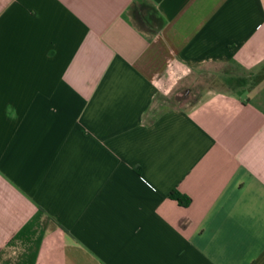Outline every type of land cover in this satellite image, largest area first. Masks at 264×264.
I'll use <instances>...</instances> for the list:
<instances>
[{"label": "crops", "instance_id": "0c3cea01", "mask_svg": "<svg viewBox=\"0 0 264 264\" xmlns=\"http://www.w3.org/2000/svg\"><path fill=\"white\" fill-rule=\"evenodd\" d=\"M0 264H264V0H0Z\"/></svg>", "mask_w": 264, "mask_h": 264}, {"label": "rangeland", "instance_id": "374dc122", "mask_svg": "<svg viewBox=\"0 0 264 264\" xmlns=\"http://www.w3.org/2000/svg\"><path fill=\"white\" fill-rule=\"evenodd\" d=\"M227 71L221 66H206L196 70V73L190 74L189 79L182 86L173 90L166 101H160V110H166L174 107L187 108L191 105L196 93L206 87L213 75Z\"/></svg>", "mask_w": 264, "mask_h": 264}, {"label": "trees", "instance_id": "16d2710c", "mask_svg": "<svg viewBox=\"0 0 264 264\" xmlns=\"http://www.w3.org/2000/svg\"><path fill=\"white\" fill-rule=\"evenodd\" d=\"M169 197L176 200L179 204L183 206H188L191 202V199L187 195H182L178 191H172Z\"/></svg>", "mask_w": 264, "mask_h": 264}]
</instances>
